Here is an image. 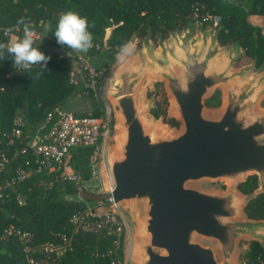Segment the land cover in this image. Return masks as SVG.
<instances>
[{
    "label": "water",
    "instance_id": "1",
    "mask_svg": "<svg viewBox=\"0 0 264 264\" xmlns=\"http://www.w3.org/2000/svg\"><path fill=\"white\" fill-rule=\"evenodd\" d=\"M173 34L174 44L162 48L159 39L160 53L148 55L153 70L130 64L107 80L104 97L115 122V147L108 144L104 153L109 192L82 191L79 198L111 199L131 217L129 262L233 264L239 240L264 246V220L244 213L248 201L264 193V109H258L264 76L239 84L248 69L233 65L245 53L236 45L235 53L220 56L216 28L200 41ZM153 77L164 82L166 118L179 123L176 129L152 127L160 119L151 114L155 104L144 112V90L151 91L145 84ZM217 87L222 105L208 112L205 101ZM249 176H256L257 188L241 194L237 185ZM208 180L229 188L200 186Z\"/></svg>",
    "mask_w": 264,
    "mask_h": 264
},
{
    "label": "trees",
    "instance_id": "2",
    "mask_svg": "<svg viewBox=\"0 0 264 264\" xmlns=\"http://www.w3.org/2000/svg\"><path fill=\"white\" fill-rule=\"evenodd\" d=\"M246 1L242 5L231 0H0V42H9L4 30L16 27L22 17L34 26L50 21L53 31L46 32L56 39L53 32L57 19L62 13L74 11L95 24L89 29L94 37L93 47L83 54L93 56L95 48L102 44L108 51L109 62L133 38L157 43L159 39L182 32L189 23L199 22L207 14L219 18L218 44L238 45L245 56L254 61V66L260 68L264 65V0ZM37 70L34 68L32 73L16 70L11 57L0 60V88L4 89L0 92V150L7 158L0 172V190L3 191L0 264H26L21 244L14 236L4 235L6 228L29 232L32 246L58 244L62 235H72L70 219L85 208L83 202L68 199L75 196L76 185L55 174L33 173L15 183L13 190L7 186L16 170L25 168L27 162L33 169L36 167L30 153L16 152L34 135L46 113L56 105L66 106L82 91L70 84V66L65 60L50 59L43 75L33 79ZM219 103L220 95L214 92L205 106L217 108ZM165 106V100L157 102L151 114L169 127L177 128L179 123L175 119L166 118ZM92 115L98 116L97 109ZM18 116L23 124L22 134L15 138L11 132ZM88 153V148L77 147L70 160L72 169L85 181L89 179ZM256 188V176H249L237 185L244 195L252 194ZM18 198H23L22 204L18 203ZM244 213L249 219L264 220V193L249 200ZM72 237L71 248L60 257L61 264H121L124 260L123 231L117 235L113 231L106 234L78 229ZM241 264H264V246L249 242Z\"/></svg>",
    "mask_w": 264,
    "mask_h": 264
},
{
    "label": "built area",
    "instance_id": "3",
    "mask_svg": "<svg viewBox=\"0 0 264 264\" xmlns=\"http://www.w3.org/2000/svg\"><path fill=\"white\" fill-rule=\"evenodd\" d=\"M199 22L209 24L210 28H216L219 18L206 14L200 18ZM35 31L37 33L35 46L45 55L50 56L51 60H65L69 63L70 84L81 88L82 91L78 94L95 99L98 116H93L92 113L86 116H75L61 105L51 108L46 113L43 123L35 130L34 135L29 138L25 146L16 152L20 155L30 153L36 167L33 169L27 162L25 168L16 170L15 176L11 182L7 183V186L13 190L15 183L23 181L33 173L55 174L58 178L69 180L76 185V193L74 197L68 199L85 204V208L70 219L73 227L72 235L78 229L90 233L104 232L106 234L113 231L119 235L123 231V224L118 218L117 207L111 199L94 203L82 201L79 198V193L82 191L93 194L109 192V188L107 192H103L99 183L105 149L112 134V107L105 102L101 104L98 101V95L101 98L104 96L103 81L106 69L94 68L83 53H77L58 45L56 39L50 37L44 30L41 22L35 26ZM18 35H22V31H18L17 26L4 30V36L8 41ZM22 126L21 120L16 117L11 136L19 138L22 134ZM77 147L89 149L87 157L89 179L87 181L81 180L80 175L70 165L72 153ZM6 162L7 158L0 150V172ZM2 197L3 191L0 190V199ZM22 199L18 198L19 204H22ZM4 235H12L18 240L22 246L26 264H61L60 257L71 248L73 239L72 235H62L58 244L46 243L32 246L31 234L20 228L8 227ZM121 264H126L125 258Z\"/></svg>",
    "mask_w": 264,
    "mask_h": 264
},
{
    "label": "rangeland",
    "instance_id": "4",
    "mask_svg": "<svg viewBox=\"0 0 264 264\" xmlns=\"http://www.w3.org/2000/svg\"><path fill=\"white\" fill-rule=\"evenodd\" d=\"M228 1V0H226ZM241 3L242 5L246 4V0H231ZM211 31V28L209 25L202 24L198 21L191 22L187 25L186 29L181 32V36L185 35L186 33H190L192 37L196 38L200 41L202 38V35H207ZM264 34V30L262 31ZM176 35L172 34L169 35L168 38H166L162 43V48L167 47L168 45L174 44V39ZM134 45L133 52L130 56H128L123 62L119 61L116 57L112 61H107L108 51L107 49L102 45L99 44L98 47H96V53L93 56H89L88 62L94 67V68H105L106 74L105 79L103 81L104 85L106 84L107 80L110 78V76L114 73H116L118 70L128 67L130 64H133V66H140L143 67L144 64H147L148 68H152L153 70V64L148 60V55L150 53H160V47L158 44L153 43L152 41H146L145 39H138L133 38L130 41ZM222 49V53L220 56H225L228 52L235 53L236 45L231 44L228 46H220ZM120 51V50H119ZM107 63V65H106ZM233 68L238 70L241 68H247L248 71L246 72L245 76L241 79H238V83H245L248 80H258L261 76H264V65L260 68H256L254 66V61L245 55H242L238 61L233 65ZM149 86L151 88L150 92H145L144 90V100H143V106H144V112L148 113V110L157 102H163L165 100L166 102V112L168 114L170 103L168 101V97L166 94V91L164 89V82L158 78L153 77V79L145 84V87ZM214 92H218L220 95V103L217 108H207L208 112L216 111L218 110L222 105V88L217 87ZM98 101L102 104L103 102L107 104H111L105 97L98 95ZM111 106V105H110ZM66 109L71 112L75 116H86L88 114H91L94 110L97 109V102L94 98L91 96H86L83 94H78L72 97L67 105L65 106ZM258 109H264V95L259 101ZM18 118L21 120V117L18 116ZM114 114L112 110V124H114ZM157 131H163L168 130L169 126L164 124L161 121V118L159 119V122L157 125L152 126ZM176 129V128H175ZM114 130H112L111 134V140L109 142V147L114 148L115 147V138H114ZM99 183L100 188L103 192H107L109 188V178L107 174V170L105 167V162L100 168V175H99ZM200 186L206 189H213L217 190L218 192H225L229 188V183L222 180L217 181H204L200 183ZM118 212V218L120 222L123 224V232H124V241H123V254L124 258L126 260V264H136V262H129L127 259L128 254V246H129V237L130 234L134 231V223L131 219V217L124 212L123 208L120 207L117 209ZM249 240L247 239H241L238 241L237 245V255L236 258L233 260V264H241V258L242 255L246 252L248 247ZM205 245H209V243L205 242ZM216 258L218 259V255L216 254Z\"/></svg>",
    "mask_w": 264,
    "mask_h": 264
},
{
    "label": "clouds",
    "instance_id": "5",
    "mask_svg": "<svg viewBox=\"0 0 264 264\" xmlns=\"http://www.w3.org/2000/svg\"><path fill=\"white\" fill-rule=\"evenodd\" d=\"M41 24L45 31H53L50 21H42ZM94 27V22L90 24L87 17H82L74 11H67L57 19L53 35L58 45L77 53H87L93 47L94 39L89 29ZM17 29L22 30V35L16 36L9 42H0V60L11 57L16 70L22 69L28 73H32V70L37 68L32 78L39 79L47 69L51 57L35 46L37 33L34 25L22 17L17 21ZM133 49L134 45L131 42L126 43L118 52L117 59L123 62L132 54ZM3 91L4 89L0 88V92Z\"/></svg>",
    "mask_w": 264,
    "mask_h": 264
},
{
    "label": "crops",
    "instance_id": "6",
    "mask_svg": "<svg viewBox=\"0 0 264 264\" xmlns=\"http://www.w3.org/2000/svg\"><path fill=\"white\" fill-rule=\"evenodd\" d=\"M262 34H263V32H262Z\"/></svg>",
    "mask_w": 264,
    "mask_h": 264
}]
</instances>
